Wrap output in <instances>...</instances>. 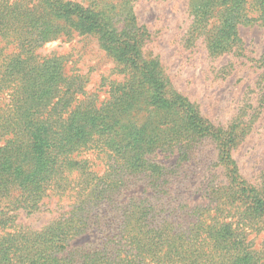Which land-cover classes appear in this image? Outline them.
Listing matches in <instances>:
<instances>
[{"label": "trees", "instance_id": "trees-1", "mask_svg": "<svg viewBox=\"0 0 264 264\" xmlns=\"http://www.w3.org/2000/svg\"><path fill=\"white\" fill-rule=\"evenodd\" d=\"M38 2L0 10V39L16 47H0V264H264L243 229L264 220V186H249L231 160L241 121L214 127L173 89L160 60L144 53L150 34L127 0L119 9L100 1ZM187 5V47L201 39L211 56L239 47L240 25L264 23V0ZM67 18L115 61L121 78L110 83L105 101L87 96L63 56L37 52L72 35L62 23ZM258 64L264 82V56ZM199 136L217 143L230 180L212 214L204 208L176 216L170 204L153 202L165 193L167 168L149 156L175 149L181 155ZM96 149L114 159L102 175L82 155ZM142 178L152 180V192L120 200ZM50 196L71 199L70 209L40 230L16 224L19 213L41 211ZM186 214L194 217L180 222Z\"/></svg>", "mask_w": 264, "mask_h": 264}, {"label": "rangeland", "instance_id": "rangeland-1", "mask_svg": "<svg viewBox=\"0 0 264 264\" xmlns=\"http://www.w3.org/2000/svg\"><path fill=\"white\" fill-rule=\"evenodd\" d=\"M39 0H0V10L8 8H32ZM72 1L82 7L97 2L107 4L109 9H119L126 0H62ZM132 8L139 25L146 27L150 36L145 42L144 53L149 58H158L164 71L171 79L173 89L188 98L214 127L227 129L236 120L241 121L237 128L238 137L231 150V160L237 166L239 175L255 189L264 186V82L261 80L262 68L258 60L264 56V23L260 21L239 26V47H234L223 55H209L202 40L187 47L186 35L191 22L187 0H131ZM253 16L256 13H252ZM65 26H71L70 37H59L45 43L38 49L41 57L59 55L64 57L65 70L69 74L80 75L87 96H97L98 103L109 97L110 83L119 80L115 61L99 46L95 36L80 34L76 22L67 18L62 20ZM6 42L0 39V47ZM242 48V50H241ZM16 51L15 45L5 47L6 53ZM144 115V113H143ZM143 119H138L139 126ZM220 150L217 143L199 136L179 154L172 151H155L149 158L164 165L167 170L165 185L159 197L153 199L157 205L170 204L181 211L210 209L214 212L220 189L228 184L229 171L219 162ZM84 158L90 159V165L99 175L110 169L113 158L101 150L83 151ZM164 181V182H165ZM150 178L141 181L130 190H123L120 200L140 194L144 188L151 193ZM145 184V187H144ZM224 198V197H222ZM223 200V199H221ZM41 211L26 214L19 213L16 224L40 230L62 213L70 209L72 200L50 196L44 199ZM236 204V203H235ZM207 207V208H206ZM231 207V206H228ZM242 210V208H239ZM206 212V211H205ZM188 214V213H187ZM183 215L180 222H187ZM195 215V214H194ZM259 228L243 225L244 232L252 241L253 249L264 254V220ZM88 238V237H87ZM86 238H82V241Z\"/></svg>", "mask_w": 264, "mask_h": 264}]
</instances>
